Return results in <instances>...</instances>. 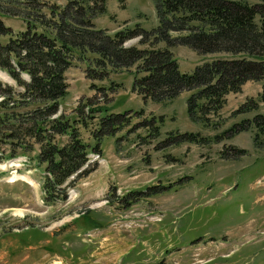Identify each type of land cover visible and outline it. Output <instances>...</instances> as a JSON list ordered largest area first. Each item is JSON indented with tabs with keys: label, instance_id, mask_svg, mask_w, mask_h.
<instances>
[{
	"label": "rangeland",
	"instance_id": "1",
	"mask_svg": "<svg viewBox=\"0 0 264 264\" xmlns=\"http://www.w3.org/2000/svg\"><path fill=\"white\" fill-rule=\"evenodd\" d=\"M25 1L0 0V20L10 28L0 43L27 23L39 31L37 17L21 14ZM36 1L48 16L49 6L66 0ZM154 2L106 0L92 25L110 35L140 28L151 33L144 43L131 38L125 46L166 48L154 37ZM168 49L184 73L218 55ZM95 56L73 52L63 73L66 93L49 116L22 94L23 71L0 68V91L10 93L0 116L19 136L11 142L0 127V264H264V132L255 136L254 127L264 115L263 80L228 93L206 121L187 113L194 90L166 102L143 100L132 90L135 65L88 79L87 70L97 71ZM33 120L42 123L37 133ZM55 121L71 126L59 134ZM71 128L86 146V161L45 201V162L38 165L36 155L65 143Z\"/></svg>",
	"mask_w": 264,
	"mask_h": 264
},
{
	"label": "trees",
	"instance_id": "2",
	"mask_svg": "<svg viewBox=\"0 0 264 264\" xmlns=\"http://www.w3.org/2000/svg\"><path fill=\"white\" fill-rule=\"evenodd\" d=\"M105 1L66 0L61 7L49 6L46 16L42 11L45 4L26 0L21 14L37 17L39 31L27 23L15 37L0 43V68L11 74L14 64L23 71L28 80L21 82L22 94L32 102L41 103V109L48 116L55 113L57 100L66 93L63 73L74 51L80 56L83 52L96 55L92 63L97 71L87 70L88 79H102L108 69L117 71L135 65L140 75L133 78L132 90L143 100L166 102L183 90H194L186 100L187 113L193 119L206 120L210 114H216L224 105L226 95L239 92L246 81L263 80L258 101L264 104V0H155L158 26L153 32L155 39L166 44L162 49L125 46L123 43L131 38L144 43L151 33L140 28L121 29L110 35L104 29L93 27L91 18L104 11ZM9 32L10 28L0 20V36ZM173 45L187 46L202 55H218L197 64L191 73H184L178 70L168 49ZM7 94L10 93L5 89L0 91L1 107L9 102L4 97ZM3 121L2 114L0 127L5 125L9 129L4 136L11 142L18 141L13 121ZM255 121L256 136L257 131L264 132V115H256ZM55 122L59 124V134L71 126ZM41 124L33 120L36 133L42 130ZM50 126L55 128L54 123ZM239 127L245 129L243 125ZM77 134L71 128L65 143H49L45 150L40 147L35 160L38 165L45 162L44 200H51L52 188L58 189L85 163L86 146ZM189 138L194 140L193 135ZM96 144L92 149L98 151ZM85 172L83 168L82 174Z\"/></svg>",
	"mask_w": 264,
	"mask_h": 264
},
{
	"label": "bare ground",
	"instance_id": "3",
	"mask_svg": "<svg viewBox=\"0 0 264 264\" xmlns=\"http://www.w3.org/2000/svg\"><path fill=\"white\" fill-rule=\"evenodd\" d=\"M21 179L24 180V181H27V180H28V178H27V177H24V176H22ZM33 184H34V183H33V181H32V186H33Z\"/></svg>",
	"mask_w": 264,
	"mask_h": 264
}]
</instances>
